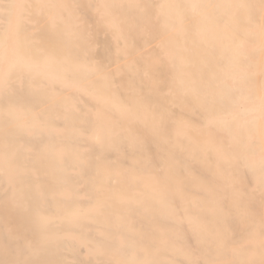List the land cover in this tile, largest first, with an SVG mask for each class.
I'll return each mask as SVG.
<instances>
[{"label":"bare ground","instance_id":"obj_1","mask_svg":"<svg viewBox=\"0 0 264 264\" xmlns=\"http://www.w3.org/2000/svg\"><path fill=\"white\" fill-rule=\"evenodd\" d=\"M0 264H264V0H0Z\"/></svg>","mask_w":264,"mask_h":264}]
</instances>
